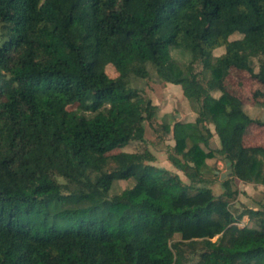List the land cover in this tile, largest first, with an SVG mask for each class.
<instances>
[{
    "label": "trees",
    "instance_id": "1",
    "mask_svg": "<svg viewBox=\"0 0 264 264\" xmlns=\"http://www.w3.org/2000/svg\"><path fill=\"white\" fill-rule=\"evenodd\" d=\"M232 68L264 87V0H0V264H264V205L231 210L235 180L264 186V148L243 145L264 118L226 90ZM150 72L195 114L167 151L187 183L121 151L155 119L132 87Z\"/></svg>",
    "mask_w": 264,
    "mask_h": 264
},
{
    "label": "rangeland",
    "instance_id": "2",
    "mask_svg": "<svg viewBox=\"0 0 264 264\" xmlns=\"http://www.w3.org/2000/svg\"><path fill=\"white\" fill-rule=\"evenodd\" d=\"M217 51L214 55H219ZM258 71V62L254 60L253 72ZM106 73L110 77H115L116 73L111 66L106 67ZM226 90L238 97L244 104V109L254 119L264 118V108L254 105L255 103H264V97H255V93H264V87L253 79L252 73L230 69L224 81ZM132 87L137 88L144 98H148L157 108L156 116L151 124H145L144 143L133 142L121 149V151L132 153L141 151L146 148L153 156L154 161L151 163L154 167L162 169L173 174H177L182 182L187 183L186 178L180 171L175 169L167 160V151L173 146L172 140V123L175 121L191 122L195 118L188 101L183 97L180 86L171 85L161 81L155 73L150 72V76L144 80L132 79ZM218 96L217 93H213ZM161 125V129L159 128ZM213 132V127H210ZM243 145L246 147H261L264 148V129L251 124L244 133ZM218 147L217 138L213 135L209 140L207 150H215ZM209 169L213 171L215 176L212 177L210 189L214 196H219L223 193L221 182L230 178L227 175V165L224 158L216 154L213 158L206 161ZM60 181V180H59ZM235 190L237 196L231 203V210L235 214H240L245 209H255L258 205H264V186L255 184H246L235 180ZM130 186L126 181L115 182L117 191H122ZM43 212L35 211L34 214L23 213L21 217L25 221L35 223L37 216ZM42 218L49 216L42 215ZM249 224L248 219L244 217L239 223V226Z\"/></svg>",
    "mask_w": 264,
    "mask_h": 264
},
{
    "label": "water",
    "instance_id": "3",
    "mask_svg": "<svg viewBox=\"0 0 264 264\" xmlns=\"http://www.w3.org/2000/svg\"><path fill=\"white\" fill-rule=\"evenodd\" d=\"M226 165H227V175L228 176H231V167H230V164L227 162Z\"/></svg>",
    "mask_w": 264,
    "mask_h": 264
}]
</instances>
